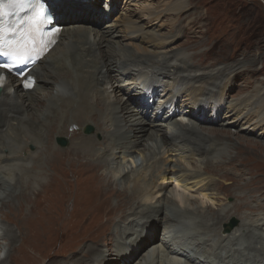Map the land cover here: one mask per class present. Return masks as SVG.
<instances>
[{"label":"bare ground","instance_id":"1","mask_svg":"<svg viewBox=\"0 0 264 264\" xmlns=\"http://www.w3.org/2000/svg\"><path fill=\"white\" fill-rule=\"evenodd\" d=\"M48 1L52 14L65 23L61 35V38L67 36L68 39L64 45L67 48L65 54L59 56V43L39 62L28 74L34 81L33 88L24 87L26 77L21 79L0 70L6 77L3 86H0V196H2L0 201L6 204L5 208L15 205L20 212L19 216L16 213L9 216L4 212V219L15 222L18 228L5 226L4 230L8 234L5 233V237L7 236L11 249L7 251L5 260H0V264L19 262L28 264L35 260L36 256L30 253L28 242L30 243V237L33 235L38 240L44 237L38 231H31L32 227L27 224L36 218L39 203L25 196L23 184L35 188L41 182V178L44 182L49 181L53 176L52 165L63 162L61 153L75 155L67 157V160L70 163L75 162V165L77 163L75 167L82 169L84 177L81 183L84 185L86 197L96 195L97 208L106 215L108 211L114 213L113 216L104 219L107 227H111L107 239L118 247L111 264L119 262L158 264L159 259H163L161 263L164 264H264V222L259 220L260 216L255 220L250 219L247 228L249 234L246 238L243 237L244 234L242 235L244 226L242 223L247 215L251 212H264V205L250 206L255 196L250 198L242 190L237 189L238 182L242 185L246 183H242L244 170H240L241 167L237 168L238 165L232 163L233 172L231 166L223 163L228 160L237 162V159L234 155L229 156L225 153L224 156L228 158L224 161H221L223 158L220 159V156L212 159L216 155L214 153L216 146L212 144L206 146L201 135H204L203 131H207L205 130L207 127L198 126V124L222 125L228 128L238 124L239 129L242 123L253 122V125L246 124V132L242 134L253 132L264 137V117L259 116L264 114V86L242 102L222 104L221 101L227 100L229 93L226 86L222 85V81L216 84V78L237 70L234 69L233 62L227 63L224 68H218L217 72L220 71V74H202L197 73V69H191L188 62L183 64L174 62V56H170L169 53L161 55L146 47L142 54H138L116 40L118 36L114 33L116 24L106 23L101 29H96L89 25L77 24L79 21L69 23L68 19L80 20L81 17H70L67 12H63L64 7L61 5L65 0ZM76 2L85 6L87 0ZM148 4L143 8L148 11L147 15H153L152 20L158 19L162 12L164 13L163 10L159 13L150 12ZM101 8L108 14L111 6L107 4ZM168 14L170 13H165L162 17H167ZM86 17L88 18L87 15ZM142 30L141 25L137 26L134 21L127 18L125 30L122 32L125 36H132ZM147 33L141 36L145 37ZM200 58L197 61H200ZM148 68L150 75L147 82L146 78L138 82L143 76H138L140 71ZM137 72L138 74H135ZM124 76H131L130 82H137L138 88L143 85L144 93L120 97L125 91L118 82ZM172 76H175V79L179 78L180 85L177 87L174 81L165 79H172ZM50 78L54 82H51ZM50 83L49 90L42 93L41 99L44 101L38 108L35 104L36 98ZM226 85L235 86L234 78L229 77ZM108 86L113 87L112 92L108 91ZM9 88L14 89L13 93H8ZM159 88H162L161 99H167L170 107L181 106L180 115L188 119V124L178 121L175 115L168 117L160 114L163 108L159 110L150 101ZM196 89L201 91L195 94ZM240 91L241 89L239 93ZM177 94L179 97L177 96L176 101ZM180 99L181 105L178 102ZM96 110L97 122L91 116ZM210 111L211 114L208 116L207 112ZM151 112L153 117L150 116ZM89 126L93 128V132L87 134L85 128ZM218 130H223L235 145L251 144L249 140L237 136L229 129L209 127L207 132L212 135ZM233 135L236 137L233 138ZM62 138L70 139L68 147L58 142ZM30 145L35 146V151H30ZM136 152L142 157V160H137L141 162L136 165L142 173L118 167L123 165L126 158L136 156L137 154H134ZM210 157L212 161L209 160ZM169 161L175 169L166 165ZM190 165L196 168L189 169ZM217 165L221 167V171L214 167ZM64 167L65 170L57 171L59 178L63 175L72 179V174L67 169L68 164ZM29 168L33 172H27ZM116 169L119 177L127 183L126 187L117 185L119 180L117 181L116 177H110ZM133 173L136 176L131 185L129 182ZM233 174L235 178L232 177ZM94 175L107 176L105 187H102L104 184H100L99 178H95ZM167 179H172L177 187L190 193L202 198L208 197L210 203L221 199L220 209L223 212L213 211L208 206L210 204L202 206L201 210L185 204L180 206L183 208H178L175 203L181 199V193L177 191L175 195L163 197L166 191L159 181ZM231 179L235 181L232 182ZM14 181L22 182L23 184L20 183L22 187L15 190L12 186ZM66 181L57 187L56 194L61 193V200L64 195L62 193L73 194ZM113 184L114 189L110 187ZM128 188L133 195L124 196ZM113 190L123 202L117 201ZM30 193L33 194L32 189ZM259 193L264 194V190ZM177 195L179 199L175 201ZM231 198L233 200L229 201ZM77 200L79 201L78 198ZM89 205L91 206V203ZM43 208L44 205L40 204L39 209ZM161 214L163 216L160 217ZM51 216L53 218V215ZM209 217L212 218V223L207 222ZM233 219H239L241 224L231 229L229 226ZM157 234L159 240L156 239ZM94 237L96 240L98 235ZM17 241L20 243L17 244ZM106 242L107 240L103 239L98 245L87 244L90 254L84 255L86 259L99 258L102 253L101 246L106 245ZM151 245L155 246L150 248L149 256L147 254L141 256V252ZM95 262L103 264L101 261L96 260L94 264ZM45 264L69 263L53 260Z\"/></svg>","mask_w":264,"mask_h":264},{"label":"rangeland","instance_id":"2","mask_svg":"<svg viewBox=\"0 0 264 264\" xmlns=\"http://www.w3.org/2000/svg\"><path fill=\"white\" fill-rule=\"evenodd\" d=\"M76 1H62L61 7H64L63 12H67L70 17H81L80 20L68 19L69 23L79 21L77 24L89 25L96 29H101V27L106 23L116 24L114 32L115 34H118L116 40H119L123 46L130 48V50L138 54H142L143 49L145 50L146 47L151 51H156V53L158 54L169 53L170 56H174V62H177L179 64L188 62V64L191 65V69H197L196 72L202 74H220V71L217 72L218 68H224L227 63L233 62L234 69L237 68V70L235 69V71L233 72L225 73L224 75L218 76L216 78V84L222 81V85L226 86V90L229 93L227 100H224L223 102L221 101L222 104L230 105L242 102L244 99H247L250 95L256 93L257 90H260L261 87L264 86V0H148L147 3H143L142 1L138 0H113L110 2L108 0H87L86 5L93 4L90 7H86V5H79V3H77ZM64 3L68 5L65 6ZM148 3L150 4V12L159 13L163 10L164 13L162 12V15L158 19L152 20L151 17L153 15H147L148 11H145V9L143 8V6L147 5ZM107 4L111 6L110 12L108 14H106L105 10L101 8V6H106ZM165 13L170 14H168L167 17H162ZM86 15L88 16V18L86 17ZM127 18L134 21L137 26L141 25L143 27L142 32H136L137 34H132V36H125V33L122 31L125 30ZM93 20L96 22L92 23ZM57 21L58 24H61L63 27L65 26V23L62 20H58L57 18ZM98 22L99 24H97ZM145 25H149V27L146 28ZM144 33H147L145 37L141 36V34ZM67 41V36L64 38L62 37L56 44L58 45L60 43V57L63 56L67 50V48L64 46ZM199 58L200 61H197L199 60ZM229 67L230 65L227 66V68ZM149 70L150 68L142 69L139 74L138 72L135 73L138 74V76L143 75L138 82L143 81L145 78L147 82V79H149L150 75ZM147 73L148 77H146ZM172 77V79H165L166 81L170 80V82L174 81V85L176 87L180 85L179 78L175 79V76ZM229 77L234 78L235 86L230 87L226 85V81ZM130 78L131 76H124L119 80L118 85H120L125 91V94L121 93L120 97H124L129 94L141 95L144 93L143 85L139 86L140 88L136 87L137 82H130ZM49 80L51 82H54L51 78ZM209 82H212V80H209ZM50 85L51 83L39 92L35 101V104L38 105V108L42 106V102L44 101L43 98L41 99V97L43 96L42 93L47 92ZM116 88L118 87L116 86ZM161 89L162 88H159L153 98H151L150 101L153 103V105L159 108V110L163 108L162 112L160 113L161 115H167L168 117L170 115H175V118L178 121H182L183 124H188V119L180 115L181 113L179 112V110L181 109V106L175 107L174 105L170 107V102H167V99H161ZM240 89L241 91L239 93ZM13 91L14 89L12 88L8 89V93H13ZM108 91L112 92L113 87L108 86ZM200 91L201 90L199 89L194 90L195 94H198ZM179 94L176 95V101L178 100L177 96L179 97ZM146 99L148 98L146 97ZM178 102L181 105V99ZM187 109L188 108H186V110ZM174 110H176V112H174ZM96 112L98 111H94L93 115L91 116L97 122ZM152 112L150 113V116L153 115ZM207 114L209 116L211 114V111L207 112ZM259 116L264 117V114L262 113ZM248 123H250V125L254 124L253 122ZM248 123H242L239 129L238 124L237 126H230L228 128L227 126L222 125L196 124H198L200 128L207 127V129L205 128V130L207 131H209V127H214L215 129H229L237 136L239 135L240 137H243L251 142V144L249 145L239 143H236L235 145L231 142L232 140L227 137L226 133L223 130H218V134L215 133L216 136H214L215 134L210 135L207 131H203L204 135H201L205 141L206 146H211V144L214 147L216 146L214 150V153L216 155L212 159H214L216 156H220V159L223 158L221 161H224V159L228 157H225L223 153H225V155L235 156L234 158L237 159V162H235L234 160H228L229 162L225 161L223 163L231 166L233 172L234 168L232 167L234 165H232V163H234L236 166L238 165L237 168L241 167L240 170H244V172H242L244 178V180H242V183H246L242 185L238 182L237 189L242 190L244 193L249 195L250 198L255 196L254 199L250 202V206L257 207L262 204L264 205V194L259 193L264 190V137L259 134L257 136L253 132L250 134H242L246 132V124ZM92 132L93 131L87 132V134ZM197 134L200 135L199 133ZM235 137L236 136L233 135V138ZM210 138L213 142H211ZM68 142L69 143L64 147L69 146L70 139H68ZM141 147L142 145L140 146V148ZM29 149L30 151H35V146L30 145ZM4 152L7 153L6 150H4ZM134 154L139 155L138 152ZM137 155L132 157L133 159L126 158L123 161V165H119L118 167L121 169L127 168L126 171L129 170L138 174L142 173V170L136 166L137 163L141 162H138L137 160H142V157L140 155ZM61 156L63 162H56L54 165H52L54 172L53 170H51L53 176L49 181L44 182L41 178V182L36 185L35 188L30 187L31 185L23 184L22 182H20L21 184L25 185L23 186V191L25 190V196L39 203L37 204L38 209L36 211H38V213L36 218H34L27 225L29 227H32L31 231H38L42 233L44 237L40 240H38L34 235L30 237L31 241L30 243L28 242V245H30L29 250L30 253L32 252V255L34 254V256H36V258L34 257L35 260L28 264H45L51 263L53 262V260H63L68 262L69 264H94V261L97 260L101 261L103 264H111L112 258L116 256V250L118 249V247L112 245L110 241H108L107 235H109L111 227H107V222L104 219L107 216H113L114 213L112 211H108V215H106L103 211H101L100 208H97L96 201L98 198L96 195H93V197H86V194L84 193V185L81 183L82 177H84L82 169L75 167L77 163L75 165V162L70 163L67 160V157H75V155L61 153ZM212 159L210 157L209 160L212 161ZM66 164H68L67 169L71 172L72 179L63 177V175L59 178L57 174V171L65 170L64 165ZM166 165L168 167L170 166L171 169H175L172 167V163L170 161ZM197 165L199 166L200 164L197 163ZM214 167L220 171L222 170L218 165ZM195 168L196 167L194 165H190L189 167V169ZM117 170L118 169H116L115 172L113 171L111 173L113 176L110 175V177H116L117 181L119 180L117 182V185L126 187L127 183L123 182V178L119 177L120 174L117 172ZM31 171L32 170L30 168L27 169V172L31 173ZM134 173L131 175L132 181L130 180L129 182L130 184L132 183L131 185H133V181H135L133 180L136 176V174L134 175ZM148 174L149 173H147V175ZM96 177L99 178L100 184H104L103 186L100 185V188L101 186L105 187L107 176L99 175L95 176V178ZM232 177L235 178V174H233ZM64 180H67L66 182H68L67 184L70 186L73 194L67 195L64 192L62 193L64 195L61 200V193H57L59 195V197H57L58 195L56 194V192H58L57 189L60 185L62 186L61 182H64ZM15 181L14 183H12V186L15 190H18L22 187V185L18 182L16 183ZM234 181L235 180H232V182ZM159 184L162 185L166 191L165 195L163 194V197H165L166 195H168L169 197L171 195H175L177 191L181 193V199H179V195H177V197H175L174 199L175 201H177V199H179L180 201H177V203H175L176 206H179L178 208H183L180 206H183L185 204V206L189 207L196 206L199 210H201L200 208L202 206L210 204L208 206H210L213 211L223 212L220 209L221 199L219 201H214V203H210V199H208V197L203 196L204 198H202V196L195 195L181 187H177L176 182H174L172 179L159 181ZM113 185H110V187L114 189L115 184ZM31 189L33 190V194L30 193ZM113 192L115 191L113 190ZM130 194L133 195L131 189L128 188L124 196H128ZM76 196L79 201L77 200ZM116 199L118 202H123L120 197H117V195ZM232 200L233 199L231 198L229 201ZM2 203L0 201V260H5V258L7 257V251L11 249L9 242L6 239L7 236L5 237V233L7 234V231L4 230L5 226L12 228L14 227L16 229L18 227L15 222L4 219V216L5 213H7L9 216L12 213H16L19 216L20 212L19 210H17L18 207L17 209L16 207H14L15 205L11 207L7 206V208H5L6 204ZM89 203H91V206L89 205ZM40 204L44 205V208L42 210L39 209ZM87 211H89V213ZM48 213L50 215H48ZM51 215H53V218ZM161 216H163V214H161L160 217ZM257 216H260L259 220L261 222H264V212H251V214L247 215V218L242 223V226L244 225V228L242 227V235L244 234L243 237L246 238L249 234V230L247 228L250 223V219L255 220L258 218ZM233 220H236L237 222L235 224V227L241 224V221L239 219ZM232 221L230 222V224L232 223ZM207 222L212 223V218L209 217ZM88 229H90L91 233ZM19 233L20 232L18 231V234ZM96 235H98V238L96 239L97 241L94 237ZM80 236L81 238H79ZM100 239H106L107 242L106 245L101 246L102 253L100 254L99 258L91 260L86 259L85 256H89L90 254L88 252L87 244L93 245L94 243L95 245H98L100 241H102ZM156 239L159 240L158 234L156 235ZM18 243L20 242L17 241V244ZM159 243L160 242H158V244ZM152 246L154 247L155 245H151L147 250H143L141 252V256L145 254L149 256L148 252ZM38 255L40 256V258ZM161 261L164 260L159 259L160 263L158 264H164L161 263ZM12 264H22V262ZM119 264H122V262H119ZM132 264L136 263L134 262Z\"/></svg>","mask_w":264,"mask_h":264},{"label":"snow or ice","instance_id":"3","mask_svg":"<svg viewBox=\"0 0 264 264\" xmlns=\"http://www.w3.org/2000/svg\"><path fill=\"white\" fill-rule=\"evenodd\" d=\"M45 4L46 0H0V57L7 60L0 62V70L3 72L25 76L20 66L34 63V58H40L55 43L59 29L53 28L45 32L42 27L51 23L50 18L45 15ZM26 8L35 10V15L21 20L17 26L7 24L10 16ZM5 79V75L0 73V86H3ZM31 86L32 77L27 75L24 87Z\"/></svg>","mask_w":264,"mask_h":264},{"label":"water","instance_id":"4","mask_svg":"<svg viewBox=\"0 0 264 264\" xmlns=\"http://www.w3.org/2000/svg\"><path fill=\"white\" fill-rule=\"evenodd\" d=\"M92 127L91 126H89V127H86V129H85V131L86 132H91L92 131ZM61 145H63V146H66L69 142H68V140L67 139H60L59 141H58ZM237 222H236V220H233L232 221V223L230 224V227H231V229L232 228H234L236 225ZM230 231V230H229Z\"/></svg>","mask_w":264,"mask_h":264}]
</instances>
